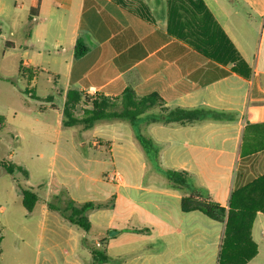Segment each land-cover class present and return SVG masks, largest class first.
Returning a JSON list of instances; mask_svg holds the SVG:
<instances>
[{"label": "crops", "instance_id": "crops-1", "mask_svg": "<svg viewBox=\"0 0 264 264\" xmlns=\"http://www.w3.org/2000/svg\"><path fill=\"white\" fill-rule=\"evenodd\" d=\"M28 1L35 23L51 22L57 11L61 30L66 17L71 20L66 40H57L67 45L68 91L117 98L132 88L139 97L159 94L171 110L206 109L219 116L168 125L143 117L136 127L103 121L90 136L78 125L81 140L75 141L67 133L74 127L63 125V109L49 157L56 179L34 183L22 166L29 174L23 187L39 197L31 213L19 180L0 168L17 182L0 188V264H221L225 223L184 212L189 192L171 187L164 170L187 172L192 190L227 211L236 189L264 175V0H203L230 42L213 41L220 61L174 34L189 31L179 22L171 28V0ZM79 41L87 48L81 57ZM138 136L153 142L157 158L143 151ZM63 190L79 205H94L89 231L66 219ZM262 215L251 232L258 254L245 264H258L262 255L264 229L260 239L254 233ZM241 256L230 252L223 264H242Z\"/></svg>", "mask_w": 264, "mask_h": 264}, {"label": "trees", "instance_id": "trees-1", "mask_svg": "<svg viewBox=\"0 0 264 264\" xmlns=\"http://www.w3.org/2000/svg\"><path fill=\"white\" fill-rule=\"evenodd\" d=\"M169 18L171 28L176 27L177 22H179L180 28L189 31L184 35L178 32L174 34L188 42L207 58L218 60L214 56L217 52L211 51L214 40L221 38L230 45L225 34L219 29L215 20L207 11L203 0H171ZM76 50L77 57H81L87 51V48L79 41ZM21 71L29 78L35 75V72L28 68L21 67ZM83 104L86 106L84 117L77 118L74 113ZM154 108H158L159 112L146 116ZM218 116L217 113L206 109L185 110L176 108L171 110L166 107L159 94L152 93L139 97L132 88H127L117 98H108L103 95L90 98L79 91L69 90L64 105L65 118L63 125L64 127L82 125L85 129H91L99 122L123 120L136 127L143 117H147V121L153 124H188ZM3 128V118H0V129ZM138 141L146 154L158 157V150L151 140L138 136ZM0 168L11 175L19 173L24 179L29 178V174L25 169L14 163L6 162V160L0 161ZM164 174L171 187L189 192V195L182 200V210L184 212L199 211L215 221L225 223V235L221 247V264L226 259V254L233 251H241L242 264L257 256L258 246L252 239L251 232L257 214L259 212L264 214V175L236 189L227 211L212 198L197 190H192L190 186L191 178L187 172L164 170ZM20 187L23 204L27 212L31 213L39 197L34 189ZM62 196L66 201V208L63 210L66 219L72 224L89 231L91 224L88 213L94 208V205H79L66 197L64 191ZM49 208L56 209L57 207L51 202ZM2 240L0 234V255Z\"/></svg>", "mask_w": 264, "mask_h": 264}, {"label": "rangeland", "instance_id": "rangeland-1", "mask_svg": "<svg viewBox=\"0 0 264 264\" xmlns=\"http://www.w3.org/2000/svg\"><path fill=\"white\" fill-rule=\"evenodd\" d=\"M28 3V0H0V118H3L4 125L0 129V159L4 157L6 162L20 167L25 165L34 183H44L56 179L49 157L57 142L60 113L64 109L63 96L69 87L64 63L68 52L62 51L67 45L64 42L58 45L57 40H66L71 20L66 17L63 21L66 28L61 30L56 18L61 13L57 11L51 22L35 23L38 18L30 14ZM21 67L33 70L35 75L31 78L25 76ZM28 103L31 110L29 118L26 116ZM84 110L83 107L78 108L74 114L84 117ZM39 112H42L40 116ZM14 113L18 116L15 117ZM80 129L74 127L67 133L75 135L74 140L79 141ZM84 134L90 136L91 130ZM14 178L21 186L24 185L19 173ZM70 181V177L66 178V182ZM4 182L5 186L17 183L0 170V188ZM256 226L255 238L260 239L264 215L259 217ZM259 243L262 255L256 262L264 264V240Z\"/></svg>", "mask_w": 264, "mask_h": 264}]
</instances>
